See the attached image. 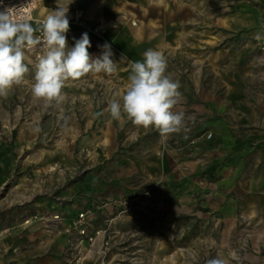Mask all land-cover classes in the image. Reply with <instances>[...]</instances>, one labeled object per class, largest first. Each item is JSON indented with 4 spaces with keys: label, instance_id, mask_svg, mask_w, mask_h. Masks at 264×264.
I'll use <instances>...</instances> for the list:
<instances>
[{
    "label": "rangeland",
    "instance_id": "1",
    "mask_svg": "<svg viewBox=\"0 0 264 264\" xmlns=\"http://www.w3.org/2000/svg\"><path fill=\"white\" fill-rule=\"evenodd\" d=\"M111 7L112 19L128 14L134 25L165 24L170 34L172 19L182 41L158 50L180 84L173 111L183 112L189 137L161 136L123 113L112 118L109 102L128 84L121 75L69 79L59 104L37 99V62L25 60L23 81L0 97V264H193V253L199 264L213 257L264 264V203L238 199L219 141L197 142L219 139L221 114L242 96L228 87L227 104L221 72L247 93L258 84L264 0H115Z\"/></svg>",
    "mask_w": 264,
    "mask_h": 264
},
{
    "label": "clouds",
    "instance_id": "2",
    "mask_svg": "<svg viewBox=\"0 0 264 264\" xmlns=\"http://www.w3.org/2000/svg\"><path fill=\"white\" fill-rule=\"evenodd\" d=\"M72 2L70 0L69 4ZM67 7H57L43 19L38 30L33 27L27 14H17L12 8L0 11V97H7L14 85L20 84L29 68L25 61V51L41 50L37 56L36 72L32 93L37 99L51 104L63 101L62 89L69 79H78L89 73L112 74L116 71V61L111 46L106 42L98 45L101 53L93 56L88 49L91 42L88 34L82 33L69 47L66 33L70 29L66 15ZM260 40L257 34L254 37ZM167 58L159 50L147 49L142 61L131 64L128 84L118 99L113 98L108 111L114 119L122 113L133 124L144 128H155L161 136L179 132L183 127V112H174L181 93L180 84L166 74ZM97 115H100L98 113ZM41 129L36 127L35 132ZM232 253V259H236ZM193 264H199L198 256L192 254ZM206 264H229L228 260L213 257Z\"/></svg>",
    "mask_w": 264,
    "mask_h": 264
},
{
    "label": "crops",
    "instance_id": "3",
    "mask_svg": "<svg viewBox=\"0 0 264 264\" xmlns=\"http://www.w3.org/2000/svg\"><path fill=\"white\" fill-rule=\"evenodd\" d=\"M57 7H67L68 12L78 9L83 11V18L86 27H79L74 23H70V29L66 33L68 46L74 45V39H79L82 33H87L91 47L88 51L93 56H98L101 53V48L98 45H103L106 42L111 46L113 52L112 59L116 61V71L112 74L121 75L123 78L128 79L131 70V64L135 61L143 60V53L147 49L158 50L161 46L169 43L176 45L182 40L175 32L176 26L170 27L172 19L170 16H165L168 20L167 29H173V33L165 31V24L162 30L150 28L149 26L134 25L132 17L128 14L116 15V18L107 21L106 19L100 25L97 24L100 15V10L106 0H53ZM43 5V3H42ZM44 6V5H43ZM45 7V6H44ZM47 11H53L45 7ZM176 11V8H173ZM162 12V19H164V9L157 10ZM158 14V13H157ZM177 17L176 12L173 14V19ZM37 18V12H34L35 20H43ZM173 20V21H174ZM33 24V23H32ZM91 30L97 28V31ZM175 53V52H174ZM225 92L227 96V104H229V89L236 88L238 92L243 91L241 97L235 100L236 109H227L221 114L220 133L219 139L197 141L200 146H212L218 143L221 145L222 161L224 167L228 172L232 170L238 180L237 196L238 199L244 203L251 202L252 204L264 203V70L258 72V84L254 86L253 92L247 93V88L243 84L234 79L233 81L228 78V74H223ZM263 75V77H262ZM254 77V76H253ZM263 81V82H262ZM215 96V95H214ZM211 95V98L214 97ZM239 96V94H238ZM216 97V96H215ZM216 99V98H215ZM212 103H206L204 108V115L212 116L213 99ZM231 104V103H230ZM230 106H234L231 104ZM179 110L190 108L191 106H178ZM183 107V108H182ZM189 128L180 130V134L175 137L180 142L181 139H188ZM178 142V143H179ZM154 155H152L153 158ZM236 162V163H235ZM227 172V174H228ZM224 178V177H223ZM222 178V180H224ZM228 184V182H227ZM239 188V189H238ZM264 210V206L259 207Z\"/></svg>",
    "mask_w": 264,
    "mask_h": 264
},
{
    "label": "built area",
    "instance_id": "4",
    "mask_svg": "<svg viewBox=\"0 0 264 264\" xmlns=\"http://www.w3.org/2000/svg\"><path fill=\"white\" fill-rule=\"evenodd\" d=\"M37 2L42 3V0H0V11H3L5 8H12L13 11H15L17 14H27L30 17L31 22L33 23V27L38 29L35 35L39 37L42 35V33L39 31V25L43 20L34 19V12L36 11L35 5ZM69 14L70 16L68 17V20L70 23L72 22L79 26L85 25L82 10L75 9ZM104 20L105 18L102 15L99 16L97 24L100 25L102 22H104ZM93 30L97 31V28H94ZM262 50L264 51V45L262 46ZM40 54L42 53L38 45V48L35 52L25 51V60L31 62H37V56ZM210 136H211L210 133L206 135L207 138H209ZM78 233L79 235H83L89 241H92L93 239L92 236L86 235L84 228L78 230ZM80 240L83 241L84 238ZM57 264H69V260L65 261L64 263H57Z\"/></svg>",
    "mask_w": 264,
    "mask_h": 264
},
{
    "label": "trees",
    "instance_id": "5",
    "mask_svg": "<svg viewBox=\"0 0 264 264\" xmlns=\"http://www.w3.org/2000/svg\"><path fill=\"white\" fill-rule=\"evenodd\" d=\"M115 3V0H106L100 10V15H102L106 20L112 19L114 17V11L112 5ZM43 4L47 8L56 9V5L53 0H43Z\"/></svg>",
    "mask_w": 264,
    "mask_h": 264
},
{
    "label": "bare ground",
    "instance_id": "6",
    "mask_svg": "<svg viewBox=\"0 0 264 264\" xmlns=\"http://www.w3.org/2000/svg\"><path fill=\"white\" fill-rule=\"evenodd\" d=\"M35 9H36V12H37V18L38 19H42L41 17H45L52 11H47L45 9V7L42 5L41 2H37L36 5H35ZM118 10H121V7H117ZM67 17L70 16L69 12L66 13ZM223 23V22H222Z\"/></svg>",
    "mask_w": 264,
    "mask_h": 264
}]
</instances>
